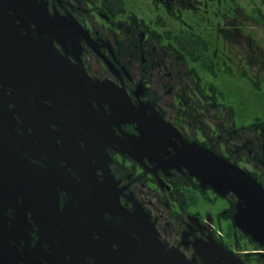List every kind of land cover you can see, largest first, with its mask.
<instances>
[{"label":"flooded vegetation","instance_id":"af4514ba","mask_svg":"<svg viewBox=\"0 0 264 264\" xmlns=\"http://www.w3.org/2000/svg\"><path fill=\"white\" fill-rule=\"evenodd\" d=\"M249 5L0 0L7 45L26 48L28 41L39 61L51 55L55 62L29 59L25 97L0 82L4 147L14 140L33 176L22 179L28 188L0 178V264H211L233 257L264 264V238L235 221L241 198L204 185L176 158L200 145L264 187V118L242 103L236 112L227 86L235 78L251 82L250 71L251 85L264 84V48L254 30L264 18L256 5L250 16ZM115 100L129 112L119 113ZM39 104L50 109L38 111ZM86 115L97 130L66 129L75 116L81 129ZM49 169L40 188L34 176ZM80 182L89 190L81 188L84 205L71 186ZM98 189L104 207L92 212Z\"/></svg>","mask_w":264,"mask_h":264},{"label":"water","instance_id":"95a60500","mask_svg":"<svg viewBox=\"0 0 264 264\" xmlns=\"http://www.w3.org/2000/svg\"><path fill=\"white\" fill-rule=\"evenodd\" d=\"M5 13L0 9V82L4 85L13 86L21 93V97L27 96L29 93L30 85L25 83V76L30 73L25 70V66L29 65V59H35L36 64L40 66H52L55 62H51L49 59L51 55H45L43 57L39 56L38 60L36 54L30 52L33 51L28 46V41H25L26 48L21 47V41L17 42V47H9L7 42L12 40V38H7L5 36L7 29L5 23ZM48 59V60H47ZM36 73L45 74L53 73V69H47L46 72L43 70H36ZM25 83V84H24ZM29 83V82H28ZM25 85L24 87L22 85ZM69 89L73 93L77 91L76 86H69ZM4 97V91L0 87V101ZM108 97V96H107ZM117 107H119V113H128L129 111L125 108L123 100H115ZM121 101V103H119ZM0 102V103H1ZM27 104V103H26ZM86 104V103H82ZM28 105V104H27ZM76 105V104H75ZM71 106V105H70ZM48 108V105L39 104L38 111L41 108ZM75 120H78V117H73L66 120V129L71 131L74 135L79 134V130L82 133L84 128L85 131L97 130V127L93 125L91 116L86 115V119H79V123L82 126L81 129H77V126H74ZM2 116H0V178L7 176L8 181L6 185L16 186L18 188L23 186L28 188L30 186L29 182H23V178L33 177L28 175L25 170L24 162L25 159L17 152L14 145V140H11L9 148L6 150L3 143L4 133L2 125ZM84 127V128H83ZM12 130L13 127H10ZM13 132V131H12ZM104 139L107 141L109 137L103 134ZM15 139H18V136H15ZM23 158V159H22ZM177 161L182 163L187 169L190 170L192 175L198 177L204 185L212 186L216 191L221 194H226L231 191L235 192L238 197L242 200V205L240 207V212L237 215L235 221L237 225L246 233L253 236L255 240L260 241L264 238V187L256 179L248 177L247 172L229 162L225 157L217 155L215 152L205 150L200 145L197 147L194 146L190 149H182L177 152ZM4 170L7 174L4 175ZM50 169L42 171L39 175L34 177L38 178L41 183L39 187H43L44 178H51L49 173ZM63 176V172H60V177ZM15 180V182H13ZM33 181V178H32ZM23 183V184H22ZM37 184V183H36ZM4 183H0V195L4 192L3 187ZM74 187L73 195L74 197H85L82 198L83 205L86 197L88 196L89 190L84 187V184L80 182L79 184H71ZM81 188H84L88 192L83 191V196L80 195ZM97 191V189H95ZM91 192H94L93 187H91ZM99 195L96 199H93L94 204H92L88 209L92 212H97L104 207L105 196L103 191L98 189ZM89 198V200H92ZM97 200V201H96ZM81 203V204H82ZM80 206V216L84 218V213L86 207ZM74 209V207H73ZM76 227V226H75ZM211 264H242L238 259L231 258L227 262L223 263L221 260H211Z\"/></svg>","mask_w":264,"mask_h":264},{"label":"rangeland","instance_id":"374dc122","mask_svg":"<svg viewBox=\"0 0 264 264\" xmlns=\"http://www.w3.org/2000/svg\"><path fill=\"white\" fill-rule=\"evenodd\" d=\"M246 2H250V8H249V13L250 16H255V9H252V6L256 7H261L262 8V14L261 17L264 18V5H262V1L264 0H245ZM254 2L256 3L254 5ZM260 4V5H257ZM257 18V17H256ZM251 23L250 25H252ZM254 26V25H253ZM255 34H256V39L258 40L257 42L263 45L264 48V26H254ZM240 48V47H239ZM237 47H235V52ZM240 77V76H239ZM253 74L251 71L249 72V81L251 79L252 82ZM239 78H235L233 83H228L227 86L231 87V90L229 91L228 95L234 99V107L236 112H240V104L244 107H246L251 114H256L259 113L263 118H264V84L263 87L260 89L255 85H251V82H247V78H245L246 85H243L240 81L236 80ZM242 79V78H241Z\"/></svg>","mask_w":264,"mask_h":264}]
</instances>
